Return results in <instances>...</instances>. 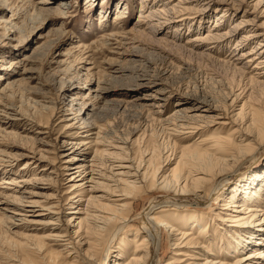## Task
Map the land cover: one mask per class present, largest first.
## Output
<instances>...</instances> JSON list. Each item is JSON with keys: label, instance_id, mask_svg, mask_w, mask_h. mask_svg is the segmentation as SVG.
Here are the masks:
<instances>
[{"label": "rangeland", "instance_id": "rangeland-1", "mask_svg": "<svg viewBox=\"0 0 264 264\" xmlns=\"http://www.w3.org/2000/svg\"><path fill=\"white\" fill-rule=\"evenodd\" d=\"M159 1L149 0L142 9V0H92L89 3L87 0H0V74L3 72L7 74V78L0 81V120L4 122H0V158L5 161L4 169L1 170L6 172L0 173V182L5 177L24 176L21 167L31 161V157H36L37 164L33 166H37V169L35 168L38 170L37 178L42 184L33 187L41 194L38 199L42 202L47 201L46 204L49 205L57 200L61 201V205H65L72 194H66L71 190L69 187L71 184L66 185L67 181L61 177L65 165L64 156L74 148L75 143L86 139L83 137L86 134H80L83 131L80 128L88 126L85 125L87 123L91 124L93 133L100 138L107 141L120 139L129 142L125 148L134 163L149 161L150 164L151 157L148 154L153 153L152 156L155 157L153 163L158 162L161 165L166 160H172L167 175L177 171L183 175L186 171L198 168L196 161L183 150L184 147L192 144L194 138L189 141H180L182 137L176 138L174 145L173 137L170 139L162 125L154 120L156 117L154 113L158 111V108L153 107L157 102L156 98L166 100L159 103L167 107L165 118L172 115L175 109L182 106L188 107L190 105L185 104L194 102L186 95L191 98L212 96L225 105L227 88L231 87V84L238 86L239 77L235 79L231 70L218 66L212 60L190 54L182 48L186 46L198 53L203 51L207 53L205 50L210 47L209 44H187L197 35L204 37L213 30L220 11L213 9L210 18L202 19V22L200 18H195L196 20L190 21L188 25L176 23L170 29L163 26L156 29L154 33V30H149L150 26L139 22L143 20L140 16H146L149 11L157 10L165 3L174 6L182 0L173 3H169L171 0H165V3H159ZM253 1L238 0V3H244L243 11H249L251 17L249 19L264 28V6L248 7V5L252 6ZM119 3L125 8V17L121 22L115 21L116 14L120 12ZM242 16L243 13H240L233 20L231 18V21L220 28L222 32H227ZM14 24H17L16 28H12ZM199 27L203 29L199 30ZM147 33L159 40L157 43L159 46L156 44L158 48L160 47L159 50H152L150 46L152 43L145 36ZM174 35L176 44L171 42ZM243 35L244 33L239 34L229 47L220 50L219 53H213V51L209 54L220 60L231 59L235 53L236 42ZM256 43L257 41L252 42L245 51H251ZM136 48L144 49L148 53V57L145 58H149L150 61L135 57L134 59L140 63H128L127 60L130 57H124L122 54H127V50L134 52ZM240 50L235 54H240ZM145 52L142 55H145ZM239 57H235L234 60ZM246 61L247 59H243L241 62L244 64ZM128 64L138 68L145 66L151 77L136 80L137 76L126 72L122 76L116 75L120 77V80H115V68L126 67V65L129 66ZM105 84H111L114 87L115 84L125 86L113 89L97 100L96 91L99 86H105ZM167 87L174 94L162 93ZM257 95H260V92ZM247 97L249 94L246 95ZM247 99L239 101L240 103H237L235 107L224 108L222 117L225 121L231 123L236 120V114ZM179 100L186 103L176 108L175 103ZM249 102L255 104L254 99H250ZM221 104L217 105L222 109ZM252 106L248 104L245 107L243 116H249L256 108L264 114V106H261L262 108H259V105L253 108ZM70 108L77 109L79 112L84 110V112L78 120H73L74 116H68L72 113L67 112ZM227 130H235V127L227 128ZM214 131L215 129L212 130ZM78 134L81 136L78 137ZM93 137L97 139V136ZM230 138L233 145L240 139L238 134ZM257 162L258 164L251 158L241 167H235L233 171L239 173L231 177L223 193L230 192L242 178L263 170L264 153L259 156ZM218 169L221 171L223 167L219 166ZM226 169L228 168H224ZM215 186L216 182H213L205 191L206 196L213 193ZM248 187L253 188V185ZM191 188L193 192L196 189L194 186ZM172 195L174 194L171 190L146 189L132 201L133 216L143 213L144 209H148L154 203H157V207L163 206L164 197ZM46 197H56L57 200H46ZM213 204L215 207L218 206L216 201ZM260 205L261 207L264 205V200H261ZM200 208L205 213L206 211L209 213V209ZM161 211L162 209L155 214V217L176 227L178 220L174 212ZM55 214L37 218L36 220L42 224L23 225L24 227L15 226L13 220L8 222L0 216V264H47L52 258L63 263L66 262L65 257L69 253H72L73 257L80 253V258L86 260L87 264H114V257L112 258L110 254L106 259V253L108 255L111 252L109 250L114 249L119 241L116 244V238L111 240L112 235L104 233L101 236L100 247L91 249L90 247L93 246L88 241L95 239L96 230L94 225H90L87 221L82 224L85 230L82 233L83 239L76 238V243L62 254L65 256L59 257L55 251H61L62 248L58 247L54 241L45 239V236L63 233L64 225L70 216L66 213L59 214L60 216ZM16 224L20 223L16 222ZM202 227H197L192 233L197 236ZM143 228L142 220H137L132 222L124 235L120 236L122 241L118 247L127 246L129 252L128 259L124 262L129 260L135 251L134 236L138 235V239L144 236ZM185 232L191 231L187 229ZM161 235L163 253L159 264H168L173 261L172 259L175 258L173 255L178 249H174L173 246L164 247L167 236L164 232ZM210 238L211 242L216 244L215 250L219 245H223L224 248L222 236L213 233ZM87 243L89 245H83ZM234 249V252L238 249L237 244L234 245ZM90 250L98 252V258H89ZM224 251H222L223 259L221 260L231 264L248 253L243 252L231 258L229 249ZM152 252L154 254V249Z\"/></svg>", "mask_w": 264, "mask_h": 264}, {"label": "bare ground", "instance_id": "bare-ground-1", "mask_svg": "<svg viewBox=\"0 0 264 264\" xmlns=\"http://www.w3.org/2000/svg\"><path fill=\"white\" fill-rule=\"evenodd\" d=\"M91 1L87 0V3ZM142 1L143 9L149 0ZM164 1L160 0L159 3H165ZM175 1L177 0H171L169 3ZM243 4L238 3V0H182L174 6L165 3L157 10H152L153 8L152 11L148 10L146 16H140L143 20L139 22L150 26L149 30H154L155 33L156 29L163 28V26L170 29L176 23L188 25L195 18H200V22H202L210 18L213 9L220 11L213 30H210L204 37L200 34L197 35L193 40L190 39L191 41L187 44H209L210 47L205 50L207 53L204 51L198 53L186 46L182 48L186 49V52L189 51L190 54L212 60L218 66L231 70L235 79L239 77L238 86L235 87L231 84V87L227 88L225 105L212 96L206 97L204 95L191 98L186 95L194 102L185 104L186 101H177L175 103L176 108L181 104L190 106L175 109L174 113L167 118L164 117L167 113L166 105L159 104L164 100H157L156 98L157 102L153 105L154 108H158V111L154 113L156 115L154 120L162 125L170 139L173 137L174 145L177 141L176 138L180 139L179 137H182L180 141H189L194 138L192 144L184 147L183 150L196 161L198 168L186 171L183 175L179 174L178 171L167 175L172 160H166L161 165L158 162L153 163V160L155 161V157L152 156L153 153L148 154L151 157L150 164L149 161L139 164L134 163L125 148L129 145V142L120 139L107 141L100 138L93 133L91 124L87 123L85 125L88 126L80 128L83 130L80 134H86L83 135L86 139L75 143L74 148L64 156L65 165L61 177L67 181L66 185L71 184L69 186L71 190L66 194H72L67 203L61 205V201H58L56 197H46V200H57L52 205L46 204L47 201L42 202L38 199L41 194L33 187L42 184L37 178V166H33L37 164L35 162L37 161L36 157H31L32 160L21 167L24 176L20 178L5 177L0 182V216L2 219L4 218L8 222L13 220L15 226H35L42 224L36 220L37 218L55 213H57L56 216L68 214L70 216L66 222L68 225H64L65 230L63 233L45 236V239L54 241L58 247L62 248L61 251H55L59 257L65 256L62 254L67 251L68 247L76 243V238L83 239L82 233L85 230L82 224L84 221L95 227V239L88 242L93 246L90 247L91 249H97L100 247L101 236L104 233L112 235L111 240L116 238V244L118 241L120 244L122 241L120 236L128 231L132 222L142 220L144 225L142 233L144 236L142 239H138V235L134 236L135 251L129 260L124 262L129 256L127 246L119 248V244L115 245V251L112 249L109 250L111 252H108V255L106 253V259L111 254L110 256L114 257V264H159L160 256L163 253L161 234L164 232L167 236L164 247L173 246L174 249H178L177 253L173 255L175 258L168 264H231L221 260L223 259L222 251L227 248L232 254V256L230 255L231 258L233 255L248 252L232 264H264V205L262 207L260 205L261 200H264V190L262 191L264 188V166L262 167L263 170L253 172L238 181L227 194L223 193L231 177L239 173L233 171L235 167H241L245 161L251 158L256 160L258 164L259 156L264 153V114H261L260 109L256 108L249 116H243L244 109L248 104H252V108L257 107V105H259V108L264 106V28L256 25L254 20L249 19L251 18L249 11H243ZM253 6L257 8L264 6V0H254L252 6L248 5V7ZM118 7H120L118 8L120 12L116 14L115 21L121 22L125 17V8L120 3ZM56 12L59 11L56 10ZM60 13L63 15L62 11ZM240 13H243V16L227 32H222L220 28ZM175 14L177 16H174ZM176 18L177 20H174ZM16 27L17 24L12 25V28ZM198 29L203 28L199 27ZM134 31L132 30V32ZM148 33L145 36L152 43L150 45L152 50H159L160 47L158 48L159 45L157 44L159 40ZM242 33L244 35L236 42L234 47L235 53L241 49L240 54L236 55L234 53L229 60H220L209 54L213 51V53H219L220 50L229 47L237 39V36ZM173 40L171 42L176 44L175 35ZM255 41L257 43L253 49L248 52L245 51ZM144 52V49L139 50L136 48L134 52L127 50V54H122V56L130 57L127 60L128 63H140V61L134 59L135 57L144 58L143 60L149 62V58H145L148 57V53L145 52V55H142ZM237 56L240 57L234 60ZM243 59H247L244 64L241 62ZM133 66L132 64L131 66L126 65V67L115 68V80H120V77H116V75L122 76L126 72L137 76L136 80H145L146 77H151L144 65L141 68ZM6 75L5 72L0 74V81L7 78ZM129 85L131 84L129 83ZM124 86V84L119 86L115 84V87L111 84L99 86L96 91L98 94L95 97L97 100L101 99L102 95ZM164 92L174 94L168 87L163 89L162 93ZM258 92H260V95H257ZM248 94L247 99L246 95ZM244 99H247V101L244 102L242 108L236 114V120L231 123L225 121V118L222 117L224 108L235 107L237 103H240L239 101ZM250 99H254L255 104L250 103ZM218 103L223 105V110L221 106L217 105ZM163 108L166 110H159ZM70 111L72 113H68V116H74L73 120H78L84 112V110L79 112L74 108H70L67 112ZM234 127L235 130H227V128L232 129ZM213 129H215L214 132H212ZM80 134H78V137L81 136ZM237 134L240 139L238 143L233 145L230 137ZM93 136H97V139H93ZM96 146L99 147L96 148ZM93 152L94 155H92ZM2 159L0 158V173H6L1 170L5 166L3 164L5 161ZM163 165L165 166L162 168ZM219 166L223 167L221 171L218 169ZM166 167H168L167 170ZM224 168L228 169L224 170ZM213 182H216L215 189L210 196H206L205 191L210 188ZM240 183L243 184L240 186ZM249 185H253V188L248 187ZM192 186L196 187L194 192ZM146 189H152L153 191L156 189L171 190L174 195L164 197L163 206L157 207V203H154L148 209H144L143 213L135 215L137 216L135 218L132 214L134 205L132 201ZM192 201L194 202L192 203ZM215 201L216 204L218 203L216 207L213 204ZM200 207L209 209V213L207 211L205 213ZM213 207H215V210H213ZM161 209V212L168 210L174 212L175 218L178 220L176 221V227L155 217V214ZM16 222L20 224H16ZM201 226H203V229L199 231L197 236L192 233L194 229ZM163 228H165V231H163ZM76 229L78 230L75 231ZM187 229H190L191 232H185ZM111 232L112 234H110ZM213 233L222 236L225 249L223 245H219L215 250L216 244L211 242L210 238ZM235 244H237L238 249L234 252ZM107 248L109 249V247ZM152 249H154V254ZM90 251L89 258H98V252ZM77 254L76 257H73L74 255L69 253L65 257L66 262L60 263L52 258L48 260L47 264H87L86 260L80 258V253Z\"/></svg>", "mask_w": 264, "mask_h": 264}]
</instances>
